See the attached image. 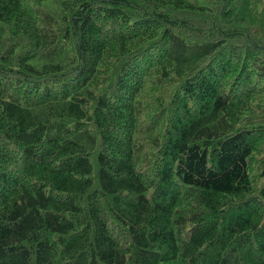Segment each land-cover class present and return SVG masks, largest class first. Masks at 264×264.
Instances as JSON below:
<instances>
[{"label":"trees","instance_id":"1","mask_svg":"<svg viewBox=\"0 0 264 264\" xmlns=\"http://www.w3.org/2000/svg\"><path fill=\"white\" fill-rule=\"evenodd\" d=\"M0 0V264H264V0Z\"/></svg>","mask_w":264,"mask_h":264},{"label":"rangeland","instance_id":"2","mask_svg":"<svg viewBox=\"0 0 264 264\" xmlns=\"http://www.w3.org/2000/svg\"><path fill=\"white\" fill-rule=\"evenodd\" d=\"M191 1L196 2L200 6H204V7L210 6V0H191ZM41 6L45 8H50V7L56 8L58 4L53 0H49V1L43 2Z\"/></svg>","mask_w":264,"mask_h":264}]
</instances>
